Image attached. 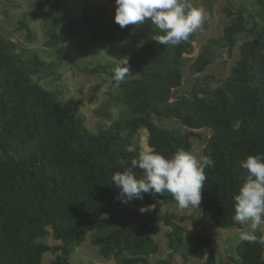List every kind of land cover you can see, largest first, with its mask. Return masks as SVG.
I'll return each instance as SVG.
<instances>
[{
    "label": "trees",
    "instance_id": "16d2710c",
    "mask_svg": "<svg viewBox=\"0 0 264 264\" xmlns=\"http://www.w3.org/2000/svg\"><path fill=\"white\" fill-rule=\"evenodd\" d=\"M67 1L31 4L30 11L50 14L46 46L56 53L53 62H46L36 51L26 54L0 32V264H41L48 251L57 254L51 264H77L70 256L89 232L100 254L116 264H149L159 251L153 226L161 218L157 212L175 199L169 193L149 192L122 204L111 180L115 172L130 168L141 151L136 142L141 128L148 132L149 149L166 156L179 149L192 150L195 140L204 137L200 130L210 133L202 154H209L214 166L205 168L200 205L219 227L241 229L243 225L233 221L234 197L246 176L241 163L250 154H264V0H257L261 15L244 7L230 9L233 20L225 25L221 38L211 39L198 53L192 69L204 72L219 49L227 48L231 55L238 34L245 33L238 59L219 85L211 88L196 81L190 96L180 94V87L184 55L194 51L196 33L177 46H164L156 40L163 33L150 20L125 28L116 24L114 0H90L80 15ZM61 15L64 31H59ZM20 28L33 38L27 21L21 20ZM80 28L106 42L131 40L141 46L138 63L128 65L135 75L117 86V100L129 116L97 133L87 128L71 100H63L33 79L70 61L67 29L76 34ZM114 67L98 62L87 70L111 74ZM104 81L93 85L91 102ZM110 81L108 86L115 85ZM167 119L185 129L158 123ZM129 146L136 151L128 152ZM133 172L137 178L143 176L139 168ZM144 204L154 205L152 216L139 211ZM102 214L107 219L101 220ZM163 219L171 229L170 252L155 264H172L176 254L184 263L191 257L218 263L208 233L188 232L181 223L185 216L169 214ZM48 235L60 240L61 246L44 242ZM236 252L239 259L231 257L236 264H264V244L241 240Z\"/></svg>",
    "mask_w": 264,
    "mask_h": 264
},
{
    "label": "rangeland",
    "instance_id": "374dc122",
    "mask_svg": "<svg viewBox=\"0 0 264 264\" xmlns=\"http://www.w3.org/2000/svg\"><path fill=\"white\" fill-rule=\"evenodd\" d=\"M33 1L0 0V32L13 39L19 46V49H24L26 54L36 51L43 60L50 63L56 60L54 49L46 46V41L49 37L48 30L52 25L50 14L44 13L39 15L30 11ZM88 1L90 0H68L67 2L74 12L80 15L81 8ZM192 3L194 6L204 9L206 21L203 28L195 32V40L193 41L195 46L194 51L189 55H184V76L182 87H180V94L188 96H190V91L196 81L211 88L219 85L220 80L226 78L232 65L238 59V45L244 39L245 33L241 34L242 36L238 34V43L231 55L227 48L219 49L213 62L204 72L195 73L192 69L193 60L197 57L198 53L206 45L210 44L211 39L221 38L225 25L233 20L234 15L229 14L230 9L235 12L237 8L244 7L254 15H261V6L257 0H192ZM111 7L114 8L115 6L111 4ZM26 12H29V14H25ZM21 20L28 22L33 32V38H29L27 31L20 28ZM57 20L60 25L59 31H64L66 29L64 26L65 18L61 15ZM67 30L69 31L67 32V44L70 61L53 70L40 72L33 76V79L48 90L59 93L63 100H71L74 111L84 116L87 128L97 133L101 128L110 125L112 121L128 117L130 112L117 100L119 94L117 85L108 86L111 78L110 71L91 73L87 70L88 67H92L98 62L104 65L115 64L116 67L120 64L119 59L123 57L128 58V65L131 62L138 63L141 46L135 45L131 40H125L121 43L106 42L95 38L82 28L76 34H72L70 29ZM129 74L125 79L135 75L131 69H129ZM210 75L214 78L208 80L206 76ZM101 79L105 80L104 84L96 93L95 99L91 102L92 87ZM158 123L172 129H185L183 125L174 123L173 119L159 120ZM200 132L204 137L196 139L193 149L190 151L202 154L210 133L206 130H200ZM136 139L141 150L149 149L146 128L140 129ZM143 206H147V204ZM143 213L148 216L153 215V211ZM157 213L160 214L161 218L156 220L153 226L155 228L154 237L159 245V251L152 256L149 264H155L157 258H167L170 252L167 240L171 229L163 219V217L169 214H175L179 218L185 216L186 219L181 223L186 227L188 232L197 229L210 235L209 237L218 259L217 264H236L231 260V257L236 260L239 259V255L236 252V246L241 241L239 234L241 231L247 229L248 225H243L241 229L222 228L212 221L210 215L203 211L201 205H199V208L189 207L181 209L176 201L161 207ZM42 240L51 246H61L62 244L60 240L55 239L52 235H48L42 238ZM56 255L52 251L44 253L41 264H51ZM70 260L77 264H116L114 259L105 258L100 254L99 248L91 242L90 232L86 235L82 244L72 252ZM172 264H206V260L191 257L184 263L182 256L176 254Z\"/></svg>",
    "mask_w": 264,
    "mask_h": 264
},
{
    "label": "clouds",
    "instance_id": "9594fccd",
    "mask_svg": "<svg viewBox=\"0 0 264 264\" xmlns=\"http://www.w3.org/2000/svg\"><path fill=\"white\" fill-rule=\"evenodd\" d=\"M114 21L121 28L141 25L150 20L163 34L156 39L160 44L177 46L189 36L201 30L206 21L203 8L194 6L192 0H114ZM111 72V81L119 85L129 74L128 58L123 57ZM128 152L136 149L129 146ZM214 166L209 154L179 149L166 156L155 149L141 150L131 160V167L115 172L112 183L119 189L117 199L128 204L142 199L144 193L164 195L169 193L179 208H199L201 189L207 179L205 168ZM246 170L244 181L234 197L233 221L248 225L240 232V239L249 243L264 244V154L248 155L241 163ZM133 168L143 170L137 178ZM154 205L141 206L140 212L152 211ZM107 219L106 214L101 220ZM260 230L262 235L257 236Z\"/></svg>",
    "mask_w": 264,
    "mask_h": 264
}]
</instances>
